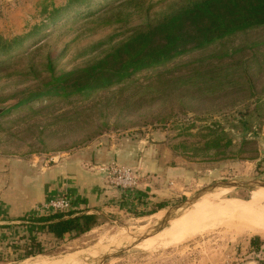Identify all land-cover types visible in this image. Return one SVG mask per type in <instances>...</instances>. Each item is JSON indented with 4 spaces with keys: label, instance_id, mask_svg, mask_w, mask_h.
<instances>
[{
    "label": "rangeland",
    "instance_id": "374dc122",
    "mask_svg": "<svg viewBox=\"0 0 264 264\" xmlns=\"http://www.w3.org/2000/svg\"><path fill=\"white\" fill-rule=\"evenodd\" d=\"M203 1L0 0V108L7 109L0 117V165L23 164L35 192L36 176L83 152L94 159L90 169L112 163L131 168L141 186L160 188L154 203L170 201L145 217L134 211L149 209L152 200L103 211L91 231L5 264H92L105 254L99 264H246L250 241H264V234L234 226L239 218L231 211H244L264 192L235 189L209 196L137 246L114 248L216 182H264V23L233 30L222 12L219 36L204 47L196 46L199 38L167 47L144 37ZM204 14L203 25L211 26ZM138 51L142 62L135 60ZM101 63L112 71L111 85L88 92L59 86L24 101L62 75ZM118 71L129 75L116 80ZM50 197L27 214L40 213ZM12 230L0 239V253L18 239ZM77 253L85 260L74 261Z\"/></svg>",
    "mask_w": 264,
    "mask_h": 264
},
{
    "label": "trees",
    "instance_id": "16d2710c",
    "mask_svg": "<svg viewBox=\"0 0 264 264\" xmlns=\"http://www.w3.org/2000/svg\"><path fill=\"white\" fill-rule=\"evenodd\" d=\"M251 5L252 7H250ZM224 8L226 11H222ZM204 12L209 14V18L212 19L213 24L211 26L203 25L205 19H207ZM222 12H224V19L233 24V30L261 25L264 23V0H204L173 15L166 25L163 24L152 29L144 37L146 40H150L149 45H153L158 41L159 44L166 43L167 47L173 43H192L199 38L202 41L197 43L196 46L204 47L219 36L221 28L217 22ZM163 38H168L169 40L166 41ZM139 52L136 53L135 60L142 59L143 56ZM103 65L104 63L69 75H62L56 79L55 85H47V88H49L47 91H39V93L24 99V101L47 96L55 92L53 88H56V90L60 89L59 86L67 91L68 85L72 84L70 88L73 87L75 92H88L111 85L110 76L112 71L105 72V70L109 69ZM118 72L115 78L119 81L129 75V73ZM74 74L75 81L74 78L72 79ZM100 78L105 79V81L97 83ZM5 112H7V109L3 114ZM169 205L170 201L161 200L153 203L149 209L133 211L135 217H145L154 215ZM101 219V215L98 213L87 214L79 211L46 216L26 214L18 220L26 222V225L30 227L29 233L12 244L3 245V251L0 253V264L11 261H24L43 255L47 253L48 246L59 245L67 235L74 234V236H79L91 231L99 225ZM0 228L8 229L11 226H1ZM263 245L264 241L254 238L251 241L252 249L250 252L261 255Z\"/></svg>",
    "mask_w": 264,
    "mask_h": 264
},
{
    "label": "crops",
    "instance_id": "0c3cea01",
    "mask_svg": "<svg viewBox=\"0 0 264 264\" xmlns=\"http://www.w3.org/2000/svg\"><path fill=\"white\" fill-rule=\"evenodd\" d=\"M93 160L89 155L85 156V153L80 152L68 160H62L59 165L47 168L34 178L36 182L40 183L35 192H32L35 185L31 171H26L23 164L13 161L0 165V227L11 226L8 229L0 228V239H3L4 236L7 239L8 232L12 228L17 230L15 233L18 239L27 235L30 227L26 225V222L18 219L30 212L36 202L44 200L49 195L61 196L71 193L75 196V206L79 212L100 214L103 211L112 213L116 208L124 207L127 202L133 205L135 202L145 203L146 201L149 203L150 200L155 201L157 194H162L159 192V187L141 186L133 194L134 196H125V193L120 189L105 184L103 175L89 168ZM173 172L174 169L168 171L171 174ZM34 194L37 197H34ZM152 201L151 203H154ZM231 211L232 213L236 212L232 209ZM18 239H14V241ZM249 246L251 250V241ZM261 253V255L249 253V256L245 258V263L257 264L259 263L256 261L258 258L260 262H263L264 245Z\"/></svg>",
    "mask_w": 264,
    "mask_h": 264
},
{
    "label": "built area",
    "instance_id": "2783aa9c",
    "mask_svg": "<svg viewBox=\"0 0 264 264\" xmlns=\"http://www.w3.org/2000/svg\"><path fill=\"white\" fill-rule=\"evenodd\" d=\"M97 173L103 175L109 185L122 190L125 194H133L141 186V177L133 169L112 163L110 165H97L92 168ZM40 213L35 216H46L56 213H67L77 211L73 199L69 195L53 196L44 201L38 208ZM264 264V261L261 262Z\"/></svg>",
    "mask_w": 264,
    "mask_h": 264
},
{
    "label": "bare ground",
    "instance_id": "6f19581e",
    "mask_svg": "<svg viewBox=\"0 0 264 264\" xmlns=\"http://www.w3.org/2000/svg\"><path fill=\"white\" fill-rule=\"evenodd\" d=\"M229 189H224L222 191H218V192H215V193H211L205 197H203L201 200L197 201L191 208H189L188 210H186L185 212H183L177 219L171 221L170 226H172L175 222H177L179 219H182L183 217H185L186 215H188L190 213V211H193L194 210V206L196 204H198L199 202L205 200L206 198H208L209 196L211 195H215V194H219L221 192H224V191H228ZM253 192H264V189L263 188H258L256 190H254ZM206 204V203H205ZM247 206H249L248 208L246 207L244 209V211H238L236 207L234 206H231V209L236 211V212H233V215H236L238 217H235V218H239V220L236 221V224L234 226L236 227H243L245 229H248L249 231H252V232H255V233H258V234H264V193H259L258 195H256V198L253 200L252 203L248 204ZM202 207V206H201ZM202 209H205L204 207ZM209 209V208H207ZM206 209V210H207ZM205 210V211H206ZM199 211H200V208H199ZM203 211V210H202ZM208 211V210H207ZM224 212V211H223ZM196 214V213H195ZM219 214L221 215L222 213L219 212ZM165 215V214H164ZM198 215V213H197ZM196 216V215H194ZM232 216V215H231ZM164 217V216H163ZM162 217V218H163ZM188 217H191V216H188ZM230 217V216H229ZM161 218V219H162ZM196 218V217H195ZM216 218V217H215ZM222 218V217H221ZM231 218V217H230ZM160 219V220H161ZM185 219V218H184ZM183 219V220H184ZM194 219V218H193ZM233 219V218H232ZM231 219V220H232ZM158 220V221H160ZM236 220V219H235ZM184 222H186L184 220ZM183 222V223H184ZM234 222V221H233ZM188 223V221L186 222ZM235 223V222H234ZM181 224V223H179ZM191 224V223H190ZM184 225V224H183ZM173 228V227H172ZM161 233V232H160ZM159 234V233H158ZM157 234V235H158ZM174 235V234H173ZM182 235V233H181ZM169 236V235H168ZM166 237V236H165ZM134 238V235H132L131 237H128L126 240H124V242H121L120 244H116L115 245V249H119V248H124V247H127L129 246ZM164 238V237H163ZM178 238V237H177ZM159 239V238H158ZM175 239V238H174ZM144 242V241H143ZM142 242V243H143ZM141 244V243H139ZM137 244V245H139ZM145 244V243H144ZM154 244V243H153ZM136 245V246H137ZM145 246V245H143ZM153 247V246H152ZM150 248V247H149ZM147 249H148V246H147ZM84 253H77V254H73V259H75L74 261H80V260H85L84 258ZM106 255H109V254H105L103 256L100 257V259L98 261H93L92 264H99L104 258ZM41 260H39L40 262ZM50 261V259H49ZM64 261V260H63ZM62 260L58 261L57 262H52V264H68L67 262L68 261H64L63 262ZM45 262V261H44Z\"/></svg>",
    "mask_w": 264,
    "mask_h": 264
},
{
    "label": "water",
    "instance_id": "95a60500",
    "mask_svg": "<svg viewBox=\"0 0 264 264\" xmlns=\"http://www.w3.org/2000/svg\"><path fill=\"white\" fill-rule=\"evenodd\" d=\"M5 110H6L5 108H0V115L3 114ZM258 188L264 189V182L263 181L254 180V181H250L248 183L237 182V181L216 182L213 185L203 189L201 192H199L197 195H195L191 199H188L185 202L170 208L165 213L164 217L159 222H157V224L153 228H151L147 231H142L141 233L134 235L133 240L135 241L137 239L136 242L138 240L139 241H145L151 233H157L158 234V233L162 232L164 229H166L167 226L170 225L171 221L177 219L183 212H185L186 210L191 208L197 201L201 200L203 197H205L211 193L222 191L224 189H229V190L248 189V190L253 191V190H256ZM134 241H132L131 244L137 245L136 242H134Z\"/></svg>",
    "mask_w": 264,
    "mask_h": 264
}]
</instances>
